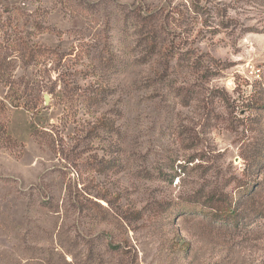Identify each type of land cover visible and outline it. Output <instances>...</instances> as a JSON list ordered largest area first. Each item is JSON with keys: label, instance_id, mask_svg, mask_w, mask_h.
<instances>
[{"label": "rangeland", "instance_id": "obj_1", "mask_svg": "<svg viewBox=\"0 0 264 264\" xmlns=\"http://www.w3.org/2000/svg\"><path fill=\"white\" fill-rule=\"evenodd\" d=\"M131 8L190 55L163 80ZM0 68V264H264V0H0Z\"/></svg>", "mask_w": 264, "mask_h": 264}, {"label": "trees", "instance_id": "obj_2", "mask_svg": "<svg viewBox=\"0 0 264 264\" xmlns=\"http://www.w3.org/2000/svg\"><path fill=\"white\" fill-rule=\"evenodd\" d=\"M179 11V10H177ZM128 19H126L127 24H133L136 33H138L142 40H144V46L142 47V52L140 54V58L144 62H149L151 66L154 65L155 62L162 60L163 62V69L156 70L153 69L155 72V77H158L159 80H163L166 75V66L168 65L169 59H172L173 56L177 55V59H184L190 58L188 52H178L177 49L174 48L173 45L165 43L166 37L165 35L168 33V15L163 14V8H156L154 10H138L135 8H131L129 11V15H126ZM33 25L36 27H41V24L37 21L32 22ZM126 24V25H127ZM21 58L24 60L26 64L35 63L40 61L41 57H48V61L52 64V61H60L65 55L71 54L70 52H65L61 50L58 46L50 47L44 45H38L35 43H30L27 36H20L18 37V47ZM50 56V57H49ZM50 58V59H49ZM4 62V60H3ZM160 62V61H159ZM122 60L118 58V56L112 52L108 51L106 54L105 64L109 68H118L122 66ZM4 68V67H3ZM3 68H0V75L3 73ZM123 68L121 67L120 70ZM2 76V75H1ZM65 83L63 84L62 90L60 92V96L67 97L71 93V85L64 80ZM106 87L102 84H98L93 90L92 94H88L86 96L87 103L92 104L96 101H99L103 93L106 92ZM37 106H27V109H36L39 111L40 108H36ZM103 129L104 132H110V127H113V124L104 117H97L92 128ZM254 159L257 161L259 160V156L256 155ZM247 191V188L244 189V192ZM223 215L227 214H235V212L229 208L227 210L222 211ZM229 215V216H231ZM185 247V246H182Z\"/></svg>", "mask_w": 264, "mask_h": 264}, {"label": "water", "instance_id": "obj_3", "mask_svg": "<svg viewBox=\"0 0 264 264\" xmlns=\"http://www.w3.org/2000/svg\"><path fill=\"white\" fill-rule=\"evenodd\" d=\"M44 100H45V102H47V96H44Z\"/></svg>", "mask_w": 264, "mask_h": 264}]
</instances>
